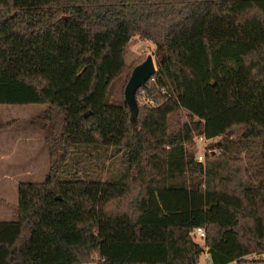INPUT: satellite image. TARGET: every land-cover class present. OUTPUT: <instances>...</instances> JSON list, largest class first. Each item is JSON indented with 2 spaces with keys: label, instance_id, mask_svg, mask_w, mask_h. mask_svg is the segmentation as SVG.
Returning a JSON list of instances; mask_svg holds the SVG:
<instances>
[{
  "label": "trees",
  "instance_id": "obj_1",
  "mask_svg": "<svg viewBox=\"0 0 264 264\" xmlns=\"http://www.w3.org/2000/svg\"><path fill=\"white\" fill-rule=\"evenodd\" d=\"M135 36L157 67L137 117L124 93L111 100ZM0 104L44 105L50 154L44 181L18 185L16 220L0 221V264L264 255V172L253 181L239 154L258 145L264 161V0H0ZM201 135L224 138L205 162ZM110 149L125 177L88 176L85 155Z\"/></svg>",
  "mask_w": 264,
  "mask_h": 264
},
{
  "label": "rangeland",
  "instance_id": "obj_2",
  "mask_svg": "<svg viewBox=\"0 0 264 264\" xmlns=\"http://www.w3.org/2000/svg\"><path fill=\"white\" fill-rule=\"evenodd\" d=\"M155 49L156 46L152 42L138 36L128 42L125 52L127 66L112 88L111 100L122 98L130 71L137 62L142 63L148 55L155 58ZM44 109L45 106L41 104H0V154L5 155L2 158L0 155V221L16 220L15 208L19 200L18 185L21 182H42L50 172L49 149L44 142L43 134L36 125V119ZM188 120L186 114L182 115L181 122ZM241 132L242 130L238 129L229 138L237 139ZM223 139V137H217L207 142L205 148L203 145L198 147L195 143L196 153L206 152L207 159L212 154L210 152L214 150L213 145L222 143ZM92 152L96 154V151ZM97 152L101 154L97 161L95 157L89 159L88 155H85V160H88L85 165L88 176H99L103 180L115 181L125 177L127 162L122 152H116L113 149H110L108 154H104L103 150H97ZM239 154L248 167L253 181H256L258 175L261 176L264 172V161L260 157L258 145L249 147V150H242ZM194 236L196 242L203 244L199 235ZM245 258L244 264H264V255L258 252L249 254ZM199 264H210L206 252L201 256Z\"/></svg>",
  "mask_w": 264,
  "mask_h": 264
},
{
  "label": "water",
  "instance_id": "obj_3",
  "mask_svg": "<svg viewBox=\"0 0 264 264\" xmlns=\"http://www.w3.org/2000/svg\"><path fill=\"white\" fill-rule=\"evenodd\" d=\"M156 71L157 67L152 55H148L142 63L134 67L124 89L125 101L133 117H137L139 113L137 92L151 79Z\"/></svg>",
  "mask_w": 264,
  "mask_h": 264
},
{
  "label": "built area",
  "instance_id": "obj_4",
  "mask_svg": "<svg viewBox=\"0 0 264 264\" xmlns=\"http://www.w3.org/2000/svg\"><path fill=\"white\" fill-rule=\"evenodd\" d=\"M141 94L144 95V91L143 90H141ZM144 100L146 101V98H144ZM148 101L151 104H154L153 100H148ZM214 139H216V138L208 139L205 135H201V136L197 137L195 141H196V145L198 147H201L203 145V147L205 148V146L207 145V142L213 141ZM210 153L214 154L215 151H211ZM206 156H207L206 152H204V153H201V152L196 153V157H197V160L199 162H205ZM193 235H199L200 237H204L205 236V231H204L203 228H197L193 232ZM208 260H209V257H208Z\"/></svg>",
  "mask_w": 264,
  "mask_h": 264
},
{
  "label": "crops",
  "instance_id": "obj_5",
  "mask_svg": "<svg viewBox=\"0 0 264 264\" xmlns=\"http://www.w3.org/2000/svg\"><path fill=\"white\" fill-rule=\"evenodd\" d=\"M0 155H1V158H2V157H5V155H3V154H0Z\"/></svg>",
  "mask_w": 264,
  "mask_h": 264
}]
</instances>
